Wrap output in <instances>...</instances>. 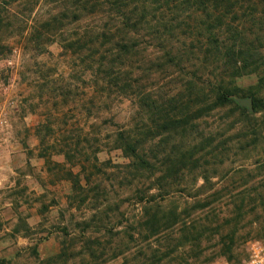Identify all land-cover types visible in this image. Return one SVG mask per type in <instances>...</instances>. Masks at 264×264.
Segmentation results:
<instances>
[{"label": "rangeland", "instance_id": "1", "mask_svg": "<svg viewBox=\"0 0 264 264\" xmlns=\"http://www.w3.org/2000/svg\"><path fill=\"white\" fill-rule=\"evenodd\" d=\"M234 3L257 52L240 76L185 0H0V264H236L264 238V107L238 104L264 106V0ZM129 11L125 54L99 34ZM217 84L247 118L209 109ZM122 131L161 140L158 172L130 165Z\"/></svg>", "mask_w": 264, "mask_h": 264}, {"label": "trees", "instance_id": "2", "mask_svg": "<svg viewBox=\"0 0 264 264\" xmlns=\"http://www.w3.org/2000/svg\"><path fill=\"white\" fill-rule=\"evenodd\" d=\"M241 1L251 2L252 0ZM165 2H174V0H165ZM185 2L194 14L198 12L201 17L205 18L200 20L201 25L199 26V28L205 30V39L207 43L206 49H208V54H213L215 61L227 64L235 74L239 76L244 75L243 73L245 72V69L249 67V64L247 62H252L257 52L253 51V53H251L250 49L252 45L248 46L244 44V38L246 36L243 37V32L236 28L238 24L233 23V20H235V18H232L231 22L230 20H228V15L232 14L230 12L234 9V2H236V0H185ZM134 10L136 12L137 8ZM117 14H119L117 16V23L119 25L117 27H111L107 29V31H102L99 36L105 38L109 33L112 32L113 34V31L115 33H121L123 37H121L119 41L112 40L115 43L113 48L119 53L127 54L130 53V51L132 52L134 50V41L130 42L128 39V35L131 34V31L129 29H134L135 26L139 24L141 16L137 15L138 18L136 17V19L133 21V14L135 13H130L129 11L127 14L119 12ZM47 25L49 26V24ZM202 26L205 27L203 28ZM224 33L228 34V37H226L225 40L221 39V35ZM230 42L231 44H229ZM257 44L261 46L260 41H258ZM215 53L217 54L216 59L214 55ZM170 54L172 56L170 60L172 61L175 57L173 55V52L170 51ZM102 59L104 60L105 58ZM238 63H240V65H238ZM175 64L177 65L176 62ZM108 65L110 66L111 64ZM99 66L102 65L99 64ZM238 93H240V91L236 87L227 88L222 84H217L212 94L207 97V102H209L210 104L209 109L219 110L234 105V107L238 111V115L247 118L246 111L243 108L239 107L232 99V97L237 96ZM153 103L154 102H152L149 106H153ZM253 106L254 113L259 112L261 108L264 107L262 106L261 100L256 97H253ZM172 120L173 122H176V120L178 121L176 116ZM164 124H167L164 126L166 129L165 133L169 132L167 131L168 127H177L176 124L170 123L169 118L164 122ZM138 136L139 135L128 131L119 132L115 139L116 148L121 150L123 155L128 160H130V165L134 167V169H136L137 171L148 172L149 174H155L156 172H158L156 166H158L157 162H159L157 158H159L160 156V151H158V148L161 144V140H159V137L161 135H159L157 138V140H159L158 142L154 141L156 138V136H154L149 141L150 145L147 149L145 147L146 141H143ZM189 156H192L191 152H189ZM173 158H175V156ZM182 160H184L183 155L180 156L179 160H177L178 162L176 165H172L173 161H170L169 163H171V165L167 166L166 172L160 178V180H164L172 173L175 176V174H177L176 172L180 170L179 166L180 164H182ZM196 161L197 160L194 159V162ZM208 204L209 202L203 203L201 205V208L202 206L203 208L209 206ZM230 260L231 259L227 260V262L230 263ZM244 260L245 258L240 262L238 261L236 264H242Z\"/></svg>", "mask_w": 264, "mask_h": 264}, {"label": "built area", "instance_id": "3", "mask_svg": "<svg viewBox=\"0 0 264 264\" xmlns=\"http://www.w3.org/2000/svg\"><path fill=\"white\" fill-rule=\"evenodd\" d=\"M3 113L0 112V130L3 128L5 121L3 120ZM214 264H230L223 260ZM242 264H264V238L254 240L248 244L246 257Z\"/></svg>", "mask_w": 264, "mask_h": 264}, {"label": "water", "instance_id": "4", "mask_svg": "<svg viewBox=\"0 0 264 264\" xmlns=\"http://www.w3.org/2000/svg\"><path fill=\"white\" fill-rule=\"evenodd\" d=\"M238 104L242 107H245L247 108V110L249 112H252L253 111V101L251 98H247V99H244V100H239L238 101Z\"/></svg>", "mask_w": 264, "mask_h": 264}]
</instances>
